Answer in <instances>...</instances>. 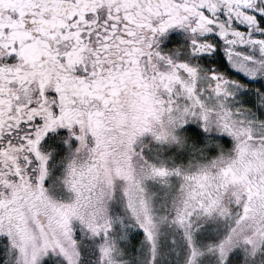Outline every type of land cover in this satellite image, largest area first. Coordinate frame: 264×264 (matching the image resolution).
Wrapping results in <instances>:
<instances>
[{
    "label": "snow or ice",
    "instance_id": "obj_1",
    "mask_svg": "<svg viewBox=\"0 0 264 264\" xmlns=\"http://www.w3.org/2000/svg\"><path fill=\"white\" fill-rule=\"evenodd\" d=\"M0 264H264V0H0Z\"/></svg>",
    "mask_w": 264,
    "mask_h": 264
}]
</instances>
